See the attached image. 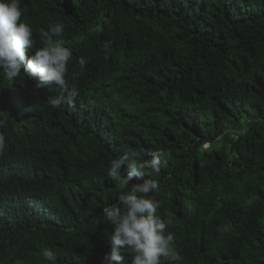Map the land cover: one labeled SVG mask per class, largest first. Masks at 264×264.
<instances>
[{"label":"trees","instance_id":"1","mask_svg":"<svg viewBox=\"0 0 264 264\" xmlns=\"http://www.w3.org/2000/svg\"><path fill=\"white\" fill-rule=\"evenodd\" d=\"M20 6L36 47L41 28L64 25L79 95L53 108L42 100L52 90L0 69V264H52L44 248L54 264H103L113 226L102 209L122 191L108 170L132 150L164 153L158 175L145 169L129 187L159 181L180 264H264V0Z\"/></svg>","mask_w":264,"mask_h":264},{"label":"clouds","instance_id":"2","mask_svg":"<svg viewBox=\"0 0 264 264\" xmlns=\"http://www.w3.org/2000/svg\"><path fill=\"white\" fill-rule=\"evenodd\" d=\"M21 17L20 0H0V69L10 80L20 77L23 69V73L32 82L36 81L37 89L52 90L51 95L47 94L42 100L57 108L61 104V97L66 94L69 99H66V104L71 106L79 91L67 78L68 64L73 53L70 47L65 46L64 40L59 39L63 35L64 25L54 22L48 25L47 30L41 28V46L36 47L33 29ZM109 44L104 46L106 53ZM87 62L84 57L78 60L81 69ZM80 74L74 73L72 80ZM58 93L60 95L55 96ZM30 115L38 118L37 113L36 116ZM4 124L5 121L0 120V126ZM5 143V136L0 133V157L4 154ZM209 147L210 144L205 142L203 148L207 150ZM144 155L151 158L143 159L140 152L132 150L111 161L108 175L113 180L119 179L118 187L122 191L116 203L102 209L105 220L113 226L109 239L110 251L104 254L103 264L122 262L125 253L131 255V261L126 260L127 264H180L183 260L175 245L174 233L167 231L171 219L157 214L160 207V201L156 198L160 191L159 181L149 178L132 183L129 187L130 181L145 175V169L158 175L161 165L166 164L162 160V150L146 151ZM125 165L127 175L120 179V171ZM42 253L47 261L54 264L57 255L51 248L42 249ZM18 256L3 264H23V259Z\"/></svg>","mask_w":264,"mask_h":264}]
</instances>
